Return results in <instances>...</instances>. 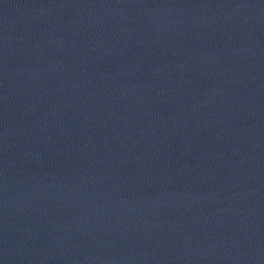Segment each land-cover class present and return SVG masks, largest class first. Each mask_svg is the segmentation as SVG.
Returning a JSON list of instances; mask_svg holds the SVG:
<instances>
[{
  "label": "water",
  "instance_id": "water-1",
  "mask_svg": "<svg viewBox=\"0 0 264 264\" xmlns=\"http://www.w3.org/2000/svg\"><path fill=\"white\" fill-rule=\"evenodd\" d=\"M0 264H264V0H0Z\"/></svg>",
  "mask_w": 264,
  "mask_h": 264
}]
</instances>
